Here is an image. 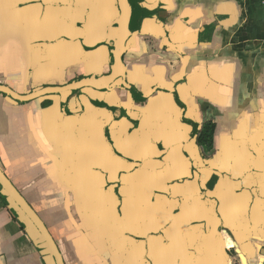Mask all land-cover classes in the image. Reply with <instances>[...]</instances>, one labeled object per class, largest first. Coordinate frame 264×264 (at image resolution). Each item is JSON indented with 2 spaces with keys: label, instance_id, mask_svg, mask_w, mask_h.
<instances>
[{
  "label": "crops",
  "instance_id": "0c3cea01",
  "mask_svg": "<svg viewBox=\"0 0 264 264\" xmlns=\"http://www.w3.org/2000/svg\"><path fill=\"white\" fill-rule=\"evenodd\" d=\"M122 33L0 93V167L65 264H264V3L0 0V86ZM0 264H55L1 188Z\"/></svg>",
  "mask_w": 264,
  "mask_h": 264
},
{
  "label": "water",
  "instance_id": "95a60500",
  "mask_svg": "<svg viewBox=\"0 0 264 264\" xmlns=\"http://www.w3.org/2000/svg\"><path fill=\"white\" fill-rule=\"evenodd\" d=\"M126 39V34L122 33L121 37L119 38V45L116 48L115 51V69L116 72L111 75V77H107L106 81H95L91 82L89 81H82L79 83L68 85L64 88H50L45 89L43 91L37 92L30 96H19L17 93H15L13 90H11L8 87L0 86V93L6 94L10 96L11 98L21 101V102H29L34 99L39 98L41 95L46 94H54V93H60V92H66V91H74L77 89H81L83 87L89 86L91 84H100L109 82L112 83L116 78L125 77V73L123 70V54L125 51L124 45ZM0 187H1V193L5 197V199L12 205H14L15 209H17L21 214L25 216L27 220L31 222V224L38 230L40 233L42 239L44 240L45 244L47 245V248L52 255L55 264H65L64 257L62 255V252L56 243L54 237L52 236L51 232L47 228L44 221L41 219V217L38 215V213L32 208V206L29 204V202L26 200V198L21 194V192L15 187V185L12 183V181L8 178V176L5 174L3 169L0 167Z\"/></svg>",
  "mask_w": 264,
  "mask_h": 264
},
{
  "label": "trees",
  "instance_id": "16d2710c",
  "mask_svg": "<svg viewBox=\"0 0 264 264\" xmlns=\"http://www.w3.org/2000/svg\"><path fill=\"white\" fill-rule=\"evenodd\" d=\"M214 134H215V128H214V126L207 125L204 128L203 132L199 136V139H198L199 144L201 146H203L204 148L210 150L212 148V146H213L212 143H213Z\"/></svg>",
  "mask_w": 264,
  "mask_h": 264
},
{
  "label": "built area",
  "instance_id": "2783aa9c",
  "mask_svg": "<svg viewBox=\"0 0 264 264\" xmlns=\"http://www.w3.org/2000/svg\"><path fill=\"white\" fill-rule=\"evenodd\" d=\"M258 1H260V2L264 3V0H258Z\"/></svg>",
  "mask_w": 264,
  "mask_h": 264
},
{
  "label": "flooded vegetation",
  "instance_id": "af4514ba",
  "mask_svg": "<svg viewBox=\"0 0 264 264\" xmlns=\"http://www.w3.org/2000/svg\"><path fill=\"white\" fill-rule=\"evenodd\" d=\"M127 41V39L125 40V42Z\"/></svg>",
  "mask_w": 264,
  "mask_h": 264
}]
</instances>
